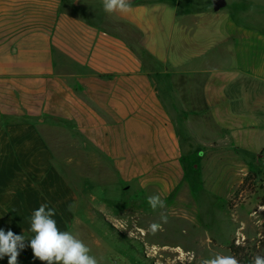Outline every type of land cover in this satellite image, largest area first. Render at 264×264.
<instances>
[{"label":"crops","instance_id":"0c3cea01","mask_svg":"<svg viewBox=\"0 0 264 264\" xmlns=\"http://www.w3.org/2000/svg\"><path fill=\"white\" fill-rule=\"evenodd\" d=\"M81 1L76 14L51 25L15 29L0 4V229L26 237L17 264H46L28 246L31 217L44 203L56 210L58 228L77 235L99 264H144L126 256L108 225L68 223L72 192L54 173V151L36 124L18 121L17 88H28L19 91L31 98L26 118L75 121L89 147L125 169L124 182L184 179L182 141L198 135L193 121L201 135H224L241 148L258 134L264 32L212 5L181 13V0H130L129 12L109 14L102 0ZM156 167L163 169L159 179L133 175Z\"/></svg>","mask_w":264,"mask_h":264},{"label":"rangeland","instance_id":"374dc122","mask_svg":"<svg viewBox=\"0 0 264 264\" xmlns=\"http://www.w3.org/2000/svg\"><path fill=\"white\" fill-rule=\"evenodd\" d=\"M81 2L0 0L6 26L12 29L29 23L51 25L63 13L76 14ZM181 2V13L212 5L211 0ZM224 10L264 32V0H226ZM36 84L43 91L44 81ZM26 88H17L20 105H13V111L21 115L19 122L35 123L54 151L53 171L68 182L73 195L75 215L68 223L108 225L119 246L124 245L126 256L144 264H199L215 254L233 256L229 249L232 243L244 248L243 264H253L257 255L264 257V104L250 148L236 146L224 135H206L209 131L201 135L200 121H193L198 124L195 141L186 137L182 141L186 177L176 183L166 180L163 187L172 190L164 191L162 185L150 181L143 185L135 179L124 182L125 169L114 168L106 155L89 147L92 141L78 133L75 121L38 113L26 118L31 98L19 92ZM4 97L6 104L13 100ZM162 171L157 167L135 168L133 175L150 172L159 179ZM152 195H159L166 207L153 211L147 202ZM161 211L168 222L153 234L149 226L162 223Z\"/></svg>","mask_w":264,"mask_h":264},{"label":"clouds","instance_id":"9594fccd","mask_svg":"<svg viewBox=\"0 0 264 264\" xmlns=\"http://www.w3.org/2000/svg\"><path fill=\"white\" fill-rule=\"evenodd\" d=\"M106 13H127L131 9L130 0H102ZM147 202L153 211L164 209L165 201L159 195H152ZM56 210L47 203L41 204L31 217V228L34 238L28 245L32 249L34 258L46 264H99L97 258L90 255L91 249L70 231H61L53 218ZM162 223H153L149 230L155 234L163 230V224L168 222L164 212H160ZM26 237L14 234L12 230L5 232L0 229V259L8 256V264H17L18 249L25 248ZM199 264H239L235 256L215 254L212 258L201 259ZM253 264H264V257H254Z\"/></svg>","mask_w":264,"mask_h":264},{"label":"trees","instance_id":"16d2710c","mask_svg":"<svg viewBox=\"0 0 264 264\" xmlns=\"http://www.w3.org/2000/svg\"><path fill=\"white\" fill-rule=\"evenodd\" d=\"M229 249L232 255L235 256L236 259L239 261V264H243V261H245V257H244L245 255L243 256L244 248L240 245H235V243H232ZM247 264H251V263H247Z\"/></svg>","mask_w":264,"mask_h":264},{"label":"water","instance_id":"95a60500","mask_svg":"<svg viewBox=\"0 0 264 264\" xmlns=\"http://www.w3.org/2000/svg\"><path fill=\"white\" fill-rule=\"evenodd\" d=\"M212 8L214 11H219L226 6V0H211Z\"/></svg>","mask_w":264,"mask_h":264}]
</instances>
